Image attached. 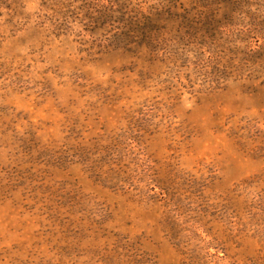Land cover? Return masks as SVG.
I'll list each match as a JSON object with an SVG mask.
<instances>
[{"label": "rangeland", "instance_id": "374dc122", "mask_svg": "<svg viewBox=\"0 0 264 264\" xmlns=\"http://www.w3.org/2000/svg\"><path fill=\"white\" fill-rule=\"evenodd\" d=\"M0 264H264V0H0Z\"/></svg>", "mask_w": 264, "mask_h": 264}]
</instances>
